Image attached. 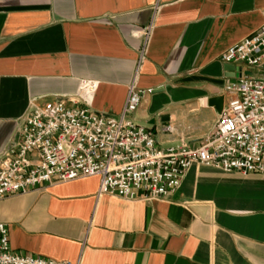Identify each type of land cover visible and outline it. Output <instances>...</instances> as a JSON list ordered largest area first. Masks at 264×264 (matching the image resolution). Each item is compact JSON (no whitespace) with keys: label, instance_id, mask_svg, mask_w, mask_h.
I'll use <instances>...</instances> for the list:
<instances>
[{"label":"crops","instance_id":"obj_1","mask_svg":"<svg viewBox=\"0 0 264 264\" xmlns=\"http://www.w3.org/2000/svg\"><path fill=\"white\" fill-rule=\"evenodd\" d=\"M263 25L264 0H0V153L31 100L83 96L118 118L131 86L143 92L129 117L159 148L195 147L222 111L209 100L234 79L222 55ZM99 184L81 177L0 199L12 249L59 264H264V174L194 164L151 201L98 196Z\"/></svg>","mask_w":264,"mask_h":264},{"label":"built area","instance_id":"obj_2","mask_svg":"<svg viewBox=\"0 0 264 264\" xmlns=\"http://www.w3.org/2000/svg\"><path fill=\"white\" fill-rule=\"evenodd\" d=\"M143 34L137 72L147 53L151 27ZM222 61L235 65L239 75L225 86V104L214 129L195 147L182 142L159 148L155 132L129 117L143 92L135 86L118 118L93 110L83 96L43 103L31 100L18 123L16 139L0 153V199L52 182L97 176L98 196L158 200L176 192L194 164L264 174V25L232 44ZM95 87L93 81L82 82L84 94L91 95ZM166 130L171 132V126ZM0 264L59 263L15 252L7 224L0 222Z\"/></svg>","mask_w":264,"mask_h":264},{"label":"water","instance_id":"obj_3","mask_svg":"<svg viewBox=\"0 0 264 264\" xmlns=\"http://www.w3.org/2000/svg\"><path fill=\"white\" fill-rule=\"evenodd\" d=\"M225 71L228 73V77L235 78L239 75V73H236L235 70V65L233 64H225L224 66ZM224 99L225 96H220V97H214L209 100L210 103H214L218 110H222L224 107Z\"/></svg>","mask_w":264,"mask_h":264}]
</instances>
